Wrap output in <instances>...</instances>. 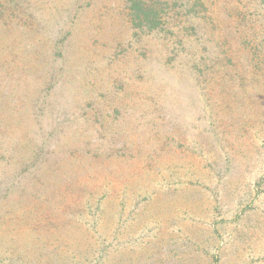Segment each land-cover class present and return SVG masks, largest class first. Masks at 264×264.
I'll return each instance as SVG.
<instances>
[{
    "label": "rangeland",
    "instance_id": "374dc122",
    "mask_svg": "<svg viewBox=\"0 0 264 264\" xmlns=\"http://www.w3.org/2000/svg\"><path fill=\"white\" fill-rule=\"evenodd\" d=\"M26 1L65 43L0 33V264H264V0Z\"/></svg>",
    "mask_w": 264,
    "mask_h": 264
},
{
    "label": "trees",
    "instance_id": "16d2710c",
    "mask_svg": "<svg viewBox=\"0 0 264 264\" xmlns=\"http://www.w3.org/2000/svg\"><path fill=\"white\" fill-rule=\"evenodd\" d=\"M133 5H131V8L135 10V14L138 17L145 16L149 20L151 12L149 10L151 9V6L146 5L144 1L140 0H130ZM26 0H0V33L4 34L5 38L9 35V29L10 34L15 38L17 36L18 32H24V35H34L35 31H41L40 29H47L48 35L51 38H54L56 42H59L60 40L65 43V38H61L63 35L60 33V31L55 30L54 24L46 27L45 25L40 24H32L35 21L27 22L25 21V17L29 20L30 17H27L28 14L31 12L29 11V8L26 6ZM6 18V19H5ZM10 19L12 23H10ZM17 20V22H16ZM15 25H18L20 27L19 31L13 30L14 23ZM62 24H60L61 26ZM147 26V25H146ZM15 28V27H14ZM69 30V29H68ZM7 43V41H6ZM27 50H31V47H28ZM33 66V65H32ZM22 68V70H20ZM26 68V66H23L21 63H18V65H14V69L20 70V72H23V70Z\"/></svg>",
    "mask_w": 264,
    "mask_h": 264
}]
</instances>
